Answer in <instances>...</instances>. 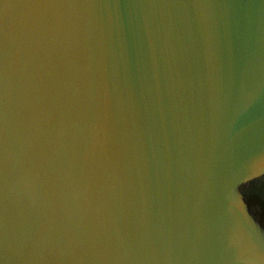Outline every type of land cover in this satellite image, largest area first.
Instances as JSON below:
<instances>
[{"label":"water","instance_id":"95a60500","mask_svg":"<svg viewBox=\"0 0 264 264\" xmlns=\"http://www.w3.org/2000/svg\"><path fill=\"white\" fill-rule=\"evenodd\" d=\"M0 264H264V0H0Z\"/></svg>","mask_w":264,"mask_h":264}]
</instances>
